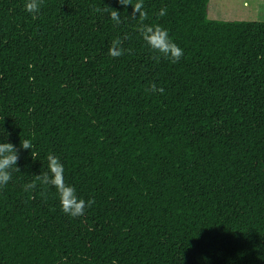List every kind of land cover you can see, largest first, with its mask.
<instances>
[{
    "label": "trees",
    "instance_id": "obj_1",
    "mask_svg": "<svg viewBox=\"0 0 264 264\" xmlns=\"http://www.w3.org/2000/svg\"><path fill=\"white\" fill-rule=\"evenodd\" d=\"M24 3L0 0V124L36 155L20 150L0 187V264H264V22L210 19L209 0H144V23L184 52L156 62L131 6L43 0L33 17ZM49 153L94 199L83 216L51 186L23 190Z\"/></svg>",
    "mask_w": 264,
    "mask_h": 264
},
{
    "label": "clouds",
    "instance_id": "obj_2",
    "mask_svg": "<svg viewBox=\"0 0 264 264\" xmlns=\"http://www.w3.org/2000/svg\"><path fill=\"white\" fill-rule=\"evenodd\" d=\"M43 0H25L24 9L29 14L35 17L41 10ZM116 2L122 7L131 6L132 13L130 16L133 19L139 17L140 24L137 26V31L146 44V46L153 53L152 59L159 62L160 59H168L172 63H177L184 55L183 49L178 46L174 40L170 37L168 29L161 26L159 23L146 24L144 21L148 18V13L144 10V0H116ZM106 10H110V19L115 22L116 25L121 24V17L119 11L114 8L105 6ZM167 8L159 9L157 15L164 17L167 15ZM129 37L127 34L123 38L117 37L112 40L108 49V55L113 58H119L124 55L125 49L123 48L124 40ZM130 51V49L128 50ZM32 79V77H30ZM146 91L151 93H164L162 87H158L156 83H150L146 88ZM0 124V133H3V138H0V187L7 185L12 180V172H20L18 165L20 150H28L33 158L36 153L33 151L34 145L32 140L25 138L20 140L19 147L8 142L7 137L10 135L6 129ZM65 168L61 162L59 156L54 153H49L46 157V170L39 175L34 176V180L24 184L23 190L25 192L34 191L37 189V181L42 186H51L55 188L60 210L71 218H77L83 216L85 210L91 207L95 201L94 199H88L85 201L77 194V189L65 182L64 179ZM40 195L45 196V192L42 190Z\"/></svg>",
    "mask_w": 264,
    "mask_h": 264
},
{
    "label": "rangeland",
    "instance_id": "obj_3",
    "mask_svg": "<svg viewBox=\"0 0 264 264\" xmlns=\"http://www.w3.org/2000/svg\"><path fill=\"white\" fill-rule=\"evenodd\" d=\"M208 17L264 22V0H209Z\"/></svg>",
    "mask_w": 264,
    "mask_h": 264
}]
</instances>
